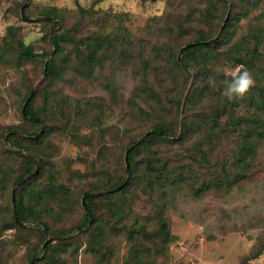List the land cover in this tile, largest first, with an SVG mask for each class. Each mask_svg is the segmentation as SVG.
<instances>
[{
  "label": "rangeland",
  "instance_id": "1",
  "mask_svg": "<svg viewBox=\"0 0 264 264\" xmlns=\"http://www.w3.org/2000/svg\"><path fill=\"white\" fill-rule=\"evenodd\" d=\"M63 33L72 42L55 57L49 39ZM95 36L104 44L90 68L86 43ZM197 39L217 47L215 55L202 61L203 49L190 68L175 66L169 53ZM18 40L40 56L21 58ZM238 57L250 59L245 67L258 88L229 101L223 82L243 65ZM260 84L264 0H0V264H137L132 246L139 244L150 248L139 249L142 264H264ZM31 90L43 120L32 169L31 154L5 140L9 131L23 139L37 131L22 113ZM158 124L169 134L140 144L134 171L126 172L127 148ZM244 140L255 152L236 166ZM52 184L63 185L65 197ZM22 185L25 205L47 228H7L12 193ZM86 194L96 222L72 231L83 221ZM161 219L174 236L165 245L134 231H154Z\"/></svg>",
  "mask_w": 264,
  "mask_h": 264
},
{
  "label": "trees",
  "instance_id": "2",
  "mask_svg": "<svg viewBox=\"0 0 264 264\" xmlns=\"http://www.w3.org/2000/svg\"><path fill=\"white\" fill-rule=\"evenodd\" d=\"M55 18L60 20L61 17H58V15H55ZM239 21V18L235 17L234 18H227L224 20L225 22V27L226 28H230L231 26H234V24H237ZM57 20L53 21L52 25L56 26L57 25ZM94 41H88L86 43L88 49H89V53L84 57L85 60H87V62H89L90 68H92L96 62V57H97V52L103 48V38H100L99 36H95L94 37ZM66 42V44H68L69 42H72V39L70 37H67V35L65 33L57 35V34H52L50 39H49V43L51 45V47L53 48L54 51V56L56 57V54L60 51H62V47L63 44ZM63 43V44H62ZM109 43L106 44V48L108 46ZM16 47L19 51V54L21 56V58H25V59H36L37 57L40 56L39 53L34 52V50L32 49V47L24 44L21 40H18L16 42ZM216 48L215 46H211V45H206L204 43V41L202 40H196L193 43H188L187 45H185L184 47H182L180 49V53H172L170 52L169 55L171 56V58L174 60V64L175 66H180L181 69H185L183 68L181 65L186 66L187 68H190L192 66V60H194L195 58H200V52L205 49L206 52L201 54V58L203 59L202 61H205L206 59H210L212 58V56L215 55L216 53ZM199 52V53H198ZM253 52H257V48L255 47ZM197 54V57H196ZM41 55H44V53H41ZM208 61V60H206ZM237 62H240L241 64H243L244 66H247L250 62V59H243L242 57H238L237 58ZM56 65H55V60L54 58H48L45 62L44 65V74L47 76V78L53 77L54 74H56ZM86 75V74H85ZM263 85V84H260ZM258 87H253L251 90L257 89ZM264 88V85L263 87ZM258 92L261 93V89L259 88V90H257ZM255 93V92H254ZM35 94L36 91L31 90L29 95L26 98V101L22 107L23 111V119L27 120L28 122H30L32 125L37 126V131H33L30 133L25 132L26 134L30 135L27 136V138H21L20 136H17V132L14 131H9L8 135H6V142L10 145H16L17 142H19L16 146L18 149L20 150H25L27 153L31 154L28 157H26L25 159V163L27 164V166L32 169V167L34 166V161H33V155H32V149H34L35 145H38L39 142L37 141V138L40 137L39 133V129H41V125H43V120L41 115L38 113L37 110H35L33 108V100L35 98ZM259 106L261 110H264V98L262 100L259 101ZM242 121L241 118L239 119H233L232 120V125L234 127H239L240 122ZM252 122H257L256 120L253 121V119H251ZM170 131H168L166 126H163L161 124L156 125L153 130L151 132H149L144 140H136L134 141V143L132 145H130L125 153V162L128 165V168L126 172L131 173L134 171V165H133V157L134 154L138 152V149L140 147V144L144 143L143 145H146L148 141H152L154 137H159L161 135H167L169 134ZM142 141V142H141ZM255 152V147L253 144H251L248 140H244L240 150L238 152V158H237V165H244V164H248L249 160H251L253 153ZM22 155V154H20ZM24 162V161H23ZM24 166V164H23ZM29 168H26V172L23 175H20L17 180L16 183H18L20 180H22L23 178L26 177V175L28 174L27 171H30ZM241 178V177H238ZM123 181H125V179H121L120 181H118L117 183H115L114 187H117L119 185H121L123 183ZM27 183H29L27 181ZM128 186V184H124V187ZM53 190H60L61 194L64 195L65 197V193H66V188L63 185H51ZM113 187V186H112ZM17 190H14V196L13 199H15V207L12 208V215H11V219L12 221L10 223H7L6 226L7 228H13L15 226H20L23 223L27 222V223H34L38 226H43L47 228V224L41 221V214L40 213H35L36 215H33L32 211L33 209L31 207H27L24 203V194L27 192L26 186L22 185L21 189L19 190L18 194L16 192ZM17 194V195H16ZM195 194L199 195V191L195 190ZM36 195V196H35ZM90 194H86L85 199H83V208H84V218L83 221L79 224H77L76 226H74L72 228L73 230H81L83 227H85V225L88 222H96L95 221V210L93 207V200L90 198L89 196ZM18 196V197H17ZM35 199H39L41 198V195L37 192L34 193ZM89 196V197H88ZM105 197H107L108 199L111 200V202H114V196L112 193L110 194H106ZM87 212H86V210ZM119 212H125L123 207L119 208ZM160 222V221H159ZM135 232H140L143 235H147V239L148 241L151 243V240H157L159 242L158 246L160 247L161 245H165L168 242H170L172 239H174V236L170 233L167 224L164 220L161 219V222L159 224L158 229L154 230V231H147L144 228H140L137 227L135 230ZM64 233H69L71 232V230H67V231H63ZM130 232H132V230H130ZM132 238V237H131ZM157 241H152V242H157ZM157 242V243H158ZM104 246V245H103ZM142 248L143 251H149L150 248H148L147 246H143V244H139V245H134L132 246L133 249V260L134 262H136L137 264H142L143 263V259H142V255L141 253H139V249ZM106 253H110V249L105 251L103 254ZM34 256V255H33ZM54 259H57V257L53 258V261H55ZM104 259V257H103ZM245 259H248L247 257ZM103 264V263H101Z\"/></svg>",
  "mask_w": 264,
  "mask_h": 264
},
{
  "label": "clouds",
  "instance_id": "3",
  "mask_svg": "<svg viewBox=\"0 0 264 264\" xmlns=\"http://www.w3.org/2000/svg\"><path fill=\"white\" fill-rule=\"evenodd\" d=\"M222 95L229 101L243 98L255 86L251 73L244 65H239L232 73L230 80H225Z\"/></svg>",
  "mask_w": 264,
  "mask_h": 264
},
{
  "label": "water",
  "instance_id": "4",
  "mask_svg": "<svg viewBox=\"0 0 264 264\" xmlns=\"http://www.w3.org/2000/svg\"><path fill=\"white\" fill-rule=\"evenodd\" d=\"M12 201H13V193H12ZM82 204H83V201H82ZM86 210V209H85ZM86 212H87V210H86ZM45 244H46V242H45ZM45 244H44V246H45ZM32 262V261H31Z\"/></svg>",
  "mask_w": 264,
  "mask_h": 264
}]
</instances>
